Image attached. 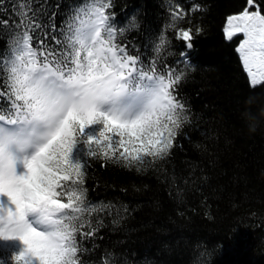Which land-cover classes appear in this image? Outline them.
Here are the masks:
<instances>
[{"label":"trees","instance_id":"16d2710c","mask_svg":"<svg viewBox=\"0 0 264 264\" xmlns=\"http://www.w3.org/2000/svg\"><path fill=\"white\" fill-rule=\"evenodd\" d=\"M100 2L110 5L116 43L137 57V67L147 71L155 63L148 74L159 75L167 64L183 74L175 95L189 118L170 156L140 171L99 150L88 158L78 187L90 208L77 223L94 235L77 234L80 264H264V123L250 134L241 115L246 98L253 113L264 105V83L249 82L236 50L240 35L229 41L224 34L227 17L243 11L246 0ZM16 3L5 0L8 11L0 19H15ZM257 3L264 14V0ZM82 4L86 0H47L45 11L57 13L59 26ZM177 5L182 18L173 21ZM181 28L192 29L190 48L177 38ZM10 36L0 27V54L9 49ZM83 151L77 146L73 158ZM13 254L14 245H0V264H16Z\"/></svg>","mask_w":264,"mask_h":264},{"label":"snow or ice","instance_id":"6c2138e0","mask_svg":"<svg viewBox=\"0 0 264 264\" xmlns=\"http://www.w3.org/2000/svg\"><path fill=\"white\" fill-rule=\"evenodd\" d=\"M35 3L17 0L16 18L0 19L11 33L9 49L0 54V240L23 243L10 258L16 264H80L77 234L94 235L77 223L90 208L78 187L88 158L99 150L137 171L166 160L189 118L175 95L183 74L167 64L159 75L148 74L155 63L147 71L137 67V57L116 43L108 3L86 0L59 26L57 13L45 11L47 0ZM246 4L227 18L224 34L229 41L243 35L237 52L256 87L264 83V14L257 0ZM4 5L0 0V13L8 11ZM182 11L177 5L172 20ZM176 35L191 47V28ZM77 146L84 151L73 158Z\"/></svg>","mask_w":264,"mask_h":264},{"label":"clouds","instance_id":"9594fccd","mask_svg":"<svg viewBox=\"0 0 264 264\" xmlns=\"http://www.w3.org/2000/svg\"><path fill=\"white\" fill-rule=\"evenodd\" d=\"M251 98H246L245 103V111L241 114L242 119L245 122V126L247 131L250 134H255V132L261 127V124L264 123V105L258 108V110L253 113L251 111Z\"/></svg>","mask_w":264,"mask_h":264},{"label":"rangeland","instance_id":"374dc122","mask_svg":"<svg viewBox=\"0 0 264 264\" xmlns=\"http://www.w3.org/2000/svg\"><path fill=\"white\" fill-rule=\"evenodd\" d=\"M92 3H96V1H92ZM245 7H247V5H246ZM243 10H244V9H243ZM250 10H254V9H250ZM239 13H240V12H239ZM234 14H238V13H234ZM234 14H231V15H229V16H232V15H234ZM229 16H228V17H229ZM228 17H227V18H228ZM226 20H227V19H226ZM82 22H83V25H84V26H87L91 21H90L89 17H88L87 15H85V16L82 17ZM225 24H226V21H225ZM224 27H225V25H224ZM237 35H240V39H239V42H238V44H237V46H236V50H237L239 44L241 43V41L244 39V37H243L242 34H237ZM239 55H240V54H239ZM240 59H241V58H240ZM241 62H242V60H241ZM242 66H243V64H242ZM243 68H244V67H243ZM244 70H245V69H244ZM245 72H246V74H247V76H248V73H247L246 70H245ZM248 79H249V82H250V77H249V76H248ZM96 128H97V126H92V128H90V129H86V131H94ZM0 245H3V246L14 245L15 248L18 249V253H19L20 251H22L23 248H24L23 243H22L21 241H19V240H9V241L0 240Z\"/></svg>","mask_w":264,"mask_h":264}]
</instances>
